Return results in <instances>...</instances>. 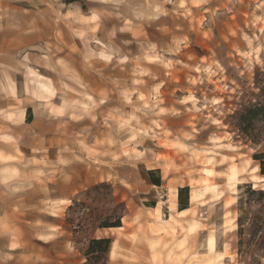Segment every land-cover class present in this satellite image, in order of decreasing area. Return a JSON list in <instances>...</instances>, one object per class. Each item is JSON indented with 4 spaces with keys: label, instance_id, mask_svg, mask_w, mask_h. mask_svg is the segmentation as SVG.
<instances>
[{
    "label": "rangeland",
    "instance_id": "374dc122",
    "mask_svg": "<svg viewBox=\"0 0 264 264\" xmlns=\"http://www.w3.org/2000/svg\"><path fill=\"white\" fill-rule=\"evenodd\" d=\"M64 1H85V14L90 6L98 5L97 0ZM107 1L111 3L105 18L109 31L100 29L98 39L129 38L135 44L120 47L128 58L103 63L97 77L89 75L86 79L87 91L98 101L83 105L84 120L73 122L74 129L87 126L86 135L73 146L85 154L82 163L91 168L98 163L97 157L122 155L119 179L112 177L116 167L105 165L103 172L110 180L82 188L62 210L26 200L13 215L18 220L0 223V229L11 235L12 243L23 252L14 257L25 264H146L153 258L161 259L160 253L146 252L149 239L143 236L141 226L156 219L157 209L165 218L166 207L161 209V202H165L163 190L147 193L140 186L129 185V159L123 155L145 152L160 162L177 158L186 166L194 163L189 160L190 148H206L211 145V136L218 135L225 145L218 148L220 153L212 168L214 181L222 189L228 167L243 164L245 159L258 164L262 174L264 114H255V110L264 104V0ZM97 18L95 12L87 18H73L72 38L88 42L92 35L86 23ZM100 42L99 51L104 46ZM141 93L144 98L138 96ZM213 98H218V103ZM168 141L183 142L188 150L169 146ZM110 144H114L113 149ZM182 174L185 181L192 182L185 169ZM158 177L159 170L149 172L152 184ZM185 187L182 201L188 206L189 190ZM258 191H264V185L253 187L245 178L235 194L226 192L212 205L193 204L186 221L178 220L179 224L191 219L203 221V215L213 213L214 222L206 227L207 231L216 236L217 248L228 241L229 251L234 253V258L225 259L223 264H264V195ZM226 200L231 201L228 210L236 218L233 231L222 227ZM143 215L146 218L138 221ZM240 216L241 232L237 221ZM122 218L135 224V231L141 233L134 242L137 245L111 255V239L104 238L110 241L106 251L86 254L99 231L117 220L121 224ZM177 230L158 236L161 249L157 251L172 245L181 234V228ZM204 243L203 231L188 238L187 251H193L188 262L194 259L195 264H203L196 256Z\"/></svg>",
    "mask_w": 264,
    "mask_h": 264
},
{
    "label": "crops",
    "instance_id": "0c3cea01",
    "mask_svg": "<svg viewBox=\"0 0 264 264\" xmlns=\"http://www.w3.org/2000/svg\"><path fill=\"white\" fill-rule=\"evenodd\" d=\"M97 2L98 5L90 6L85 14V1L73 4L72 1L64 0H0V223L18 220L13 215L16 216L15 211L23 206L26 200L34 201L37 206L43 204L48 208L62 210L82 188L95 182L110 180L103 172L105 165L111 168L115 166L116 172L112 177L119 179L122 155L112 153L107 158L97 157L98 163L91 168L82 163L85 154L73 146V142L80 141V137L86 135L87 131L86 125L84 128L78 125L74 129L73 122L84 120L86 115H82L83 105H92L98 101L95 95L87 91L86 79L89 75L97 77L98 69L103 68V63L120 61L119 58L122 57L128 58V54L120 47L135 44L129 38L126 41L98 39L100 29L105 33L109 31V28L105 27V18L107 6L111 3L107 0ZM92 12H95L98 18L86 23L91 30L92 36L88 40L90 43L81 37L72 38L73 18H87ZM98 41L110 47L114 55L111 60H105L97 53ZM77 115L80 117L76 118ZM113 145L110 144L109 148L113 149ZM166 148L173 149L168 146ZM123 156L129 159V185L135 188L140 186L147 193L158 194V190H163L165 202H160L161 209L166 207V216L162 218L160 213L161 218L151 222L164 223L170 214H173L177 221H186L193 208V202L190 200L191 187L182 174L188 164L184 166L181 160L174 157L175 159L168 161L162 159L164 164L159 165L162 162L157 157L145 152L138 156ZM169 161L174 162L180 169L172 170L163 177V168ZM153 170H159V185L152 184L149 180V172ZM178 177L182 178L184 183L174 182ZM169 185L177 187L173 206L167 199ZM184 186L189 190V204L179 210L178 191ZM207 205L212 204L200 206ZM183 210L188 212L177 215L176 212ZM144 218L146 217L143 215L138 221ZM202 218L203 221H200L205 229L196 232H205V243L202 250L199 248L198 254L207 251L206 239L210 233L206 227L214 222V214L203 215ZM30 220L34 221L32 218ZM125 221L121 220V227L102 229L96 238H110V247L113 241H117L115 253L118 249H131L137 245L134 242L141 237V233L135 231V224ZM141 228L145 230L143 236L147 240H159L158 236L164 233H150L145 225ZM194 233L189 234L187 240ZM10 238L11 235L0 229V264H25L20 261V257H14L23 252L12 245ZM159 243L153 247L147 243L145 247L149 254L160 253L162 260L156 257L146 264L197 262L194 259L188 262L193 251H186L183 257L180 256L181 259L173 262L167 258L170 254L169 246L157 251L161 249ZM222 245L217 248L216 239L214 251L221 252ZM184 248L188 250L184 246L174 252L180 254ZM64 254L66 256V252ZM225 259L229 258L224 257L223 263Z\"/></svg>",
    "mask_w": 264,
    "mask_h": 264
},
{
    "label": "bare ground",
    "instance_id": "6f19581e",
    "mask_svg": "<svg viewBox=\"0 0 264 264\" xmlns=\"http://www.w3.org/2000/svg\"><path fill=\"white\" fill-rule=\"evenodd\" d=\"M90 16V15H89ZM102 45L106 46L104 42H101ZM98 52L100 57L105 60H110L113 56L112 53L108 50L107 46L104 47ZM124 59V58H119ZM206 69V68H205ZM209 71V70H207ZM212 73V71H211ZM213 74V73H212ZM139 97H143L144 95L141 93L138 95ZM214 97V96H213ZM214 103H218V98H213ZM194 103V102H193ZM204 106V105H203ZM196 107V106H195ZM199 108V107H198ZM196 108V109H198ZM61 109V108H58ZM208 111V110H207ZM209 115V114H208ZM22 116V115H21ZM217 122V121H216ZM217 124V123H216ZM228 138V137H227ZM222 137L218 135L211 136L210 138V146L206 148H190V161L194 163L188 165L185 169V174L189 176L192 182L188 183L190 185V200L193 204L197 205H205V204H213L221 200L226 192L230 195H233L237 191V187L240 183H242L243 179L249 180V182L253 185V187H257L259 185H264V175L260 174L259 165L258 164H250L248 159H245V163L238 164L237 166L231 165L226 170L225 174V182L224 187L221 188L218 183L214 181L213 175V164L215 163V157L220 153L218 148L222 145ZM226 143V142H225ZM168 145H174L180 150H188V145L183 142L176 143L175 141H168ZM221 146V147H222ZM231 146V145H230ZM227 147V146H226ZM234 147V146H233ZM236 147V145H235ZM234 147V148H235ZM233 148V149H234ZM237 148V147H236ZM239 148V147H238ZM231 150V149H230ZM233 163V162H232ZM236 163V162H235ZM242 163V162H241ZM252 163V162H251ZM180 169L178 165H175L173 162L167 163L163 168L162 176L166 177L168 172L172 170ZM195 174L198 176L195 177ZM220 176V175H219ZM175 181L182 184L183 180L181 178H175ZM246 182V181H245ZM177 187L175 185L168 186L167 188V199L170 202V205L173 206V200L176 196ZM233 199V198H231ZM234 201V200H233ZM67 202V200H66ZM169 205V206H170ZM229 205H231L230 200H226L224 202L225 211L222 214V227L225 231H233L236 229V218L230 215V211L228 210ZM188 210H183L176 212L177 215H183L187 213ZM161 212L157 209L154 213L156 219H160ZM125 221L124 218L121 219ZM126 222V221H125ZM121 227V226H120ZM181 228V234L175 239L171 246H169L167 258H170L173 262H177L178 259H181L180 256L183 257L186 253V249H182L180 254L174 252L175 249H181L186 247L187 236L191 233H194L198 230L204 228V224H202L199 220L194 219L190 220L184 225H180L179 222L174 218L173 214H170L168 219L165 220L164 223L158 222H149L147 224V229L150 233H161V232H171L178 231L177 229ZM205 229V228H204ZM210 233V232H209ZM224 233V232H223ZM158 243V239H149L148 244L153 247ZM12 245H14L12 243ZM223 250L221 252H215L214 249L216 247V237L213 233H210L206 239V248L207 251L205 253L197 254V260L201 261L203 264H223L224 257H228L229 259L234 258V253L230 252V243L228 241L223 242ZM117 248V241H113L110 247V254L113 255ZM180 257V258H179ZM172 262V263H173Z\"/></svg>",
    "mask_w": 264,
    "mask_h": 264
},
{
    "label": "trees",
    "instance_id": "16d2710c",
    "mask_svg": "<svg viewBox=\"0 0 264 264\" xmlns=\"http://www.w3.org/2000/svg\"><path fill=\"white\" fill-rule=\"evenodd\" d=\"M259 112L264 114V104H263L262 107H260V108L255 110V114H257ZM259 158H261V157L258 156L257 159H259ZM260 171H261L262 174H264V161H261V163H260ZM152 173H153V171H150V174H152ZM153 183L155 185H159V180L158 179H153ZM186 189L187 188L185 187V188L179 189V191H178V209L179 210H182V209L187 207V205L184 204L183 201H182V193ZM258 193L261 194V195H264V191H258ZM237 221H238V230H239V232H241L242 225H243V223H242L243 220H242L241 216L237 219ZM120 225H121L120 221L117 220L115 223L110 225V227H118ZM109 243H110L109 239H104V238L103 239H93V240L90 241V245H89V248H88L86 254H90L92 252L106 251L107 248H108Z\"/></svg>",
    "mask_w": 264,
    "mask_h": 264
}]
</instances>
